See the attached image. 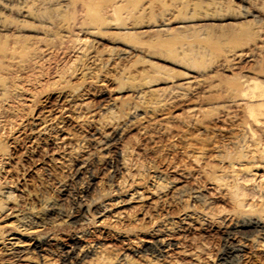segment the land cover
Masks as SVG:
<instances>
[{"label": "bare ground", "instance_id": "obj_1", "mask_svg": "<svg viewBox=\"0 0 264 264\" xmlns=\"http://www.w3.org/2000/svg\"><path fill=\"white\" fill-rule=\"evenodd\" d=\"M128 1L136 11L149 6L145 0ZM240 1L246 5L242 18L251 15L247 8L264 2ZM71 3L0 0V117L5 116L0 121V264H223L228 255L235 257L231 264H243V258L264 264V42L259 30L241 25L221 40L203 37L195 55L209 51L212 59L203 65L201 58H184L176 64L185 74L175 80L150 64L118 65L147 53L142 42L116 40L119 47L103 56L85 37L54 46L20 35L24 30L45 34L52 25L48 8ZM212 5L216 11L218 3ZM159 21L165 24L164 18ZM134 24L95 12L84 24H66L64 30L90 37L111 26L128 34ZM66 54L72 61L57 67ZM241 60L253 64L244 70L250 74L233 71ZM218 71L229 74L221 78ZM108 93L94 106L91 97ZM130 130L140 137H126ZM47 145L52 149L39 155L48 171L74 164L81 174L91 161L100 164L106 158L107 179L74 191L75 217L51 196L21 187L24 172L15 182L7 177L19 172L23 158ZM89 145L92 155H79ZM63 222L91 227L71 235L55 262L50 247L49 255L44 250L57 236L42 230ZM208 230L222 239L214 254L202 237Z\"/></svg>", "mask_w": 264, "mask_h": 264}, {"label": "rangeland", "instance_id": "obj_2", "mask_svg": "<svg viewBox=\"0 0 264 264\" xmlns=\"http://www.w3.org/2000/svg\"><path fill=\"white\" fill-rule=\"evenodd\" d=\"M145 1L147 4L149 3V6L144 9V12H142L133 9L134 5L128 0H123L121 4H118L117 0H72L73 3L69 4L67 7L59 6L58 8L57 6H53L48 8L47 20H49V22L51 21L52 25H50L45 34L24 30L20 32V35L29 38L41 37L44 43H49L54 46H58L59 43L65 45L69 42V39H75L78 37L84 39L85 37L88 40L87 43L91 45L92 49L103 56L109 51L119 47V44L115 42L116 40L142 42L148 49L147 53L130 56L127 59H121L119 60L118 65L121 66L124 64L127 66L131 64L145 66L150 64L151 69L158 71L162 75L167 74L171 77V79L175 80L180 79L185 74V70L176 64L180 63L179 61H182L184 58H201L204 62L200 64L203 65L205 63L207 64V62H210L212 59V54L209 51H206L203 56L199 54L195 55L197 46L203 37L211 36L213 39L221 40L226 37L227 33L235 29V27L238 28V26L243 25L246 26L248 30L251 29L254 31L255 28L256 30H259L257 35L261 37L258 38L261 39V42H264V2L257 1V5L254 9H252L253 7L247 8L251 15L242 18L239 15H241L240 13L243 12V9H245L244 6L246 7V5L240 0H192L194 3L189 2V0H175L176 2H173L174 5L172 4V0L170 4H168L169 0ZM206 3H209V5H206ZM214 3H218V9L216 8V11H214L215 9L212 5ZM171 4L173 7L168 6ZM160 5L162 6L158 7ZM113 6H115V8L111 11ZM164 6H167V8ZM170 8L172 10H170ZM164 9L168 11L166 12ZM95 12H99L106 18L116 17V21L121 24L124 22L129 24L130 22L133 23V21L135 24L133 28L129 30L131 33L128 34L122 33L123 31H121V29L111 26L102 28L98 35L90 37L84 34L80 35L79 33H76L74 27L73 29L75 33L65 32L64 28L66 24H74V26H77L78 24L80 25L81 23L84 24L87 22V17ZM212 12L215 13L213 17L209 16ZM162 18H164L165 24H161L159 21ZM80 46L82 47L83 45ZM72 58L71 54L59 57L57 67H65L66 65H69ZM245 61L246 60H241L239 65H237V67L233 70L236 74H250L246 73L244 70H250L251 68H249V65L250 67H253V64L250 61ZM51 69H54L52 64ZM218 72L219 75L221 73V78H225V75L229 74V72ZM45 82L46 77H43L41 83ZM37 85L36 87L39 89L41 84L39 87ZM109 87L110 86H106V88ZM110 96L111 94L109 93L108 95L96 94L91 97V100L93 99L92 101L95 106L96 104H101ZM101 97H103L102 101L100 100ZM22 108L24 111L27 110L29 108L28 103H23ZM3 117L5 118V116ZM3 117H0V121L1 119L2 121L4 120ZM126 137L138 138L140 136L135 130H130L128 131ZM21 149L22 145L16 148V155L21 152ZM46 149L48 151L51 150V145H47V147L41 152H34L29 158H23L20 161V164H17L19 166V172L17 174L12 173L10 174L11 176L8 175L7 177L12 178V182H15V177L18 176V178H20L21 176L19 173L24 172V176H22L19 180L21 187L23 186L32 192V195L44 194L51 196L55 199L59 207H61L65 212L69 211L71 215H74L73 217H75L77 213L75 212L73 205V198L75 196L74 191H78L80 189L83 190L86 188L87 184L97 182L99 179L102 182L105 181V178L107 179V174L105 173L104 168V161L106 158L103 157V162L100 164H97L95 161H91L89 166L90 170L88 172L83 171L81 174H77L75 168L76 166L74 164L67 166L62 171H48L42 154L39 155V153L44 152ZM92 153L93 148L89 145L82 148L79 155L90 156ZM90 173L95 175L93 179H91ZM56 179L61 181V185L58 186ZM94 186L95 185L92 184V187ZM16 194L20 195L17 191ZM19 198L22 199V197ZM32 202L34 204L37 202L34 197H32ZM90 227V224L81 225L79 222H63L60 225H55L51 228L42 230V232H51L57 236V240L54 242L52 241L50 245L48 244V246H46V249L47 247L48 249L50 247L48 252L50 255L46 252L48 249L44 251L49 255V257L52 256L50 257L51 259L54 257L53 260L58 258L61 253L60 251H63L64 246L71 243V235L82 229ZM202 235L205 236H202L204 240L207 238L206 240L210 245L212 253L214 254L217 252V248H220L222 245V239L219 233L208 230L206 232H202ZM116 241L117 240H111L110 243L118 245L119 242ZM58 252L60 253L57 254ZM34 253L35 252H33L32 255L37 256L35 255L36 253ZM233 257L234 256L232 255L226 256L223 264H231V262L235 259V257ZM215 258L216 255H213V262L215 261ZM245 259L246 258L242 259V262H244L243 264H262L259 260L254 258H248L249 260L246 259L247 262H245ZM58 260L55 259L54 261L58 262Z\"/></svg>", "mask_w": 264, "mask_h": 264}]
</instances>
